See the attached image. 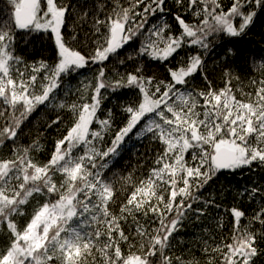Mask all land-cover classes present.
Masks as SVG:
<instances>
[{"label": "snow or ice", "instance_id": "1", "mask_svg": "<svg viewBox=\"0 0 264 264\" xmlns=\"http://www.w3.org/2000/svg\"><path fill=\"white\" fill-rule=\"evenodd\" d=\"M0 3V264H199L176 255L173 241L186 219L221 207L204 191L226 174L264 170V56H253L259 79L245 83L226 65L221 88L208 79L207 57L220 41L247 35L264 16V0ZM37 40L52 55L29 62L24 53ZM153 63L165 67L163 78L148 74ZM92 68L77 100L57 102L62 87L64 96L72 92L66 79ZM198 75L203 89L194 85ZM125 89L134 98L118 106V124L103 105ZM40 108L70 116L46 161L33 155L38 139L20 143ZM62 123L59 114L46 121L48 129ZM133 137L158 149L146 176L120 177L132 184L122 196L113 170ZM240 195L259 197V207L251 216L225 209L231 235L204 241L206 264L264 258V188Z\"/></svg>", "mask_w": 264, "mask_h": 264}, {"label": "trees", "instance_id": "2", "mask_svg": "<svg viewBox=\"0 0 264 264\" xmlns=\"http://www.w3.org/2000/svg\"><path fill=\"white\" fill-rule=\"evenodd\" d=\"M84 0H81L83 3ZM89 4L92 0H87ZM228 3V0H225ZM0 7L3 4L0 3ZM169 23L174 25V21L169 16ZM155 22V21H153ZM88 26H85V31ZM83 36V32H81ZM225 40L227 38H224ZM223 47H216L215 51L207 57V75L208 79L212 81L214 87H223L222 73L225 66H229L234 73H238L242 78H260V73L255 70L253 65V56H264V16L260 17L252 26L247 35L236 38L230 43L220 41ZM21 41L20 47H23ZM232 48L235 55H226V49ZM25 58L31 62L33 59L39 60L41 58H50L51 48L46 41L37 40L34 45H30L24 53ZM183 55V53H181ZM176 61H173L175 64ZM111 69V65H110ZM123 71V69H121ZM156 73L159 77L165 76V67L160 64L153 63L148 68V74ZM95 74V68L83 69L74 78H68L64 81V85H71L72 92L68 96H64V87L59 90L58 101H66L71 103L78 99L75 92L77 87L83 90V84L92 79ZM113 72L108 71V78L111 80ZM235 83V81L233 82ZM194 85L199 88H205V81L201 76H197ZM87 95V90H85ZM133 93L130 89L122 90L121 95L117 96L109 93L108 99L104 101V111L113 109L117 113V123L119 124V105L133 99ZM60 115L64 123L59 126H53L51 129L47 128L46 121H51ZM70 121V116L66 110L40 108L33 114L31 124L24 129V134L21 137L20 143L27 147L37 139L41 146L39 151L33 152V155L41 161H46L52 150L54 141L64 132L65 127ZM158 149V145L150 142L148 139L143 141L133 137L126 141L125 147L122 151V159L116 168L113 170L117 173L115 187L120 189L122 186L124 192L122 196H126L132 190V184L126 182L120 177L131 176L132 181H138L139 178L148 174V169L153 167L152 160ZM112 177V172L108 173ZM258 186L264 188V170L253 168L251 171L244 169L235 174H226L206 191H204V198H208L211 193L216 198V203L221 205L220 208H209L205 216H202L199 221L188 218L185 220L183 227L177 234V239L173 241L175 245V254L181 255L186 260L195 259L199 264H206L208 256L203 252L204 241H208V246H212L213 241L220 243L221 240H227L230 235L231 217L225 212V209L236 206L246 212L247 216H251L254 209L259 207L260 199L249 201L246 197H242L240 193L247 187L251 188ZM30 212L31 209L29 208ZM223 219L225 227L220 229L217 227V221ZM244 220L242 223H246ZM155 225H153L154 227ZM127 231V228H126ZM126 250V246H125ZM258 264H264V258L258 261Z\"/></svg>", "mask_w": 264, "mask_h": 264}]
</instances>
